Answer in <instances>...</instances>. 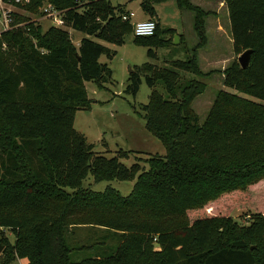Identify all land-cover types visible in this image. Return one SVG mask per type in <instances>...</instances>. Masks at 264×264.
<instances>
[{"label":"trees","instance_id":"16d2710c","mask_svg":"<svg viewBox=\"0 0 264 264\" xmlns=\"http://www.w3.org/2000/svg\"><path fill=\"white\" fill-rule=\"evenodd\" d=\"M167 1L141 0L142 12L155 23L149 37L134 36L130 14L110 0L15 5L31 13L49 5L66 29L84 37L76 47L62 28H14L26 23L15 13L12 30L0 33V264H264L263 214L251 215L246 224L226 216L189 217L264 180V106L219 91L202 124L192 108L206 89L202 79L213 72L203 73L198 63L209 12L190 0H172L193 14L196 44L169 68L135 67L124 90L135 98L144 79L150 95L140 116L164 156L147 158L145 169L138 162L126 167L120 159L132 153L100 156L73 129L76 112L90 108L85 83L104 90L112 82V71L99 59L112 60L115 52L94 40L122 46L133 35L132 42L155 59L152 48L168 47L165 36L176 34L161 29L156 16L155 5ZM222 1L234 54L251 51L245 69L234 60L221 71L223 86L264 101V0ZM88 176L94 183L134 185L125 197L111 187L94 192L83 187ZM85 226L116 235L111 254L96 248L95 257L71 259L68 232Z\"/></svg>","mask_w":264,"mask_h":264},{"label":"rangeland","instance_id":"374dc122","mask_svg":"<svg viewBox=\"0 0 264 264\" xmlns=\"http://www.w3.org/2000/svg\"><path fill=\"white\" fill-rule=\"evenodd\" d=\"M110 1L112 5H119L126 13L132 14L130 21L133 24L141 21H153L149 20V17L142 12L140 7L141 0ZM190 1L192 4L204 9L205 12L210 13L204 19L207 42L198 51V63L203 73L213 72L202 79L206 89L192 103V108L199 117V123L202 124L204 122L219 91L235 94L264 106V101L262 100L223 86L221 71L232 61H237L240 56L234 54L232 42L230 43V24L223 1ZM49 9L53 8L44 4L37 10V13H31L12 7L11 11L13 13L21 15L26 20L25 24L21 23L14 28L37 25L41 27L42 32L46 31L53 24L52 19L48 18V14L45 13ZM155 12L161 22V29H172L176 34L165 36V39L171 42L168 47L152 48L156 54V58L153 60L147 57V47L136 45L132 42L133 35L132 37L128 36L122 46H115L93 39L95 42L115 52L112 60H107L105 56L99 59L100 63H106L112 71V82L104 85V90L98 89L91 82L85 83L86 94L91 101L90 108L78 110L74 117L73 129L83 135L88 144L94 145L95 153L108 159L117 156L119 151L132 153L127 159H120V163L126 167L138 162L145 169L147 166L144 161L147 158L154 155H165V150L160 142L146 132L144 120L140 116V108L148 103L150 95V90L147 88L144 79L141 78L142 84L135 98L124 93L131 72L135 67H140L145 63L159 68H169L168 63L170 61L176 59L184 60L186 58V49H192L197 42L193 31L194 16L192 13L179 10L172 0L155 5ZM1 22L2 18L0 15V33L3 29ZM61 28L68 31L72 44L77 47L84 35L65 27ZM178 36H182L183 44L179 43ZM208 60L211 61L210 64ZM155 90L165 96L161 85H156ZM133 185L134 181L117 180L94 183L91 176H88L83 182L84 189L103 192L105 188L111 187L124 197L131 192ZM257 213L264 215V180L248 187L247 191L242 195L233 193L208 203L197 213L189 212V217L193 221L195 218L203 216H226L237 220L240 224H246L249 221V217ZM2 234L7 236L10 242H13L14 238L10 232L5 231ZM67 242L73 249L71 256L73 261L95 257L96 248L103 249L107 251V254H111L108 250L110 248L113 250L117 246L116 235L113 232L103 228L86 226L69 230ZM83 246H92V248L88 250L80 249ZM12 264H27V261L16 259Z\"/></svg>","mask_w":264,"mask_h":264},{"label":"built area","instance_id":"2783aa9c","mask_svg":"<svg viewBox=\"0 0 264 264\" xmlns=\"http://www.w3.org/2000/svg\"><path fill=\"white\" fill-rule=\"evenodd\" d=\"M29 0H0V15L2 18L1 27H3L2 32L12 29L10 27L11 19L10 15L13 13L11 11L12 7L16 8L15 5H26ZM49 11V12H48ZM45 11L48 14V18L52 19V27L61 28L64 27V22L61 19L60 13L54 9H49ZM132 16V14L130 15ZM125 19V18H123ZM21 27V26H20ZM133 35L136 37H149L154 34L155 23L153 21H141L133 25Z\"/></svg>","mask_w":264,"mask_h":264},{"label":"water","instance_id":"95a60500","mask_svg":"<svg viewBox=\"0 0 264 264\" xmlns=\"http://www.w3.org/2000/svg\"><path fill=\"white\" fill-rule=\"evenodd\" d=\"M175 38H177V37L175 36ZM250 54H251V51L247 50V51L243 52L242 54H240V56L238 57L237 62L239 64V66L241 67V69H245L248 66ZM3 249H4V247L0 244V255L3 251Z\"/></svg>","mask_w":264,"mask_h":264},{"label":"crops","instance_id":"0c3cea01","mask_svg":"<svg viewBox=\"0 0 264 264\" xmlns=\"http://www.w3.org/2000/svg\"><path fill=\"white\" fill-rule=\"evenodd\" d=\"M196 5V4H195ZM196 6H198V5H196ZM159 19V18H158ZM159 23L161 24V22L159 21ZM133 24V23H132ZM135 24V23H134ZM133 24V25H134ZM224 31V30H223ZM218 32H219V30H218ZM222 34V33H221ZM182 37V36H181ZM179 39V38H178ZM232 42V40H230V43ZM211 61H212V59H211ZM211 61L210 60H208V62H209V64L211 63ZM204 63H206V62H204ZM214 63V62H213ZM205 66H207L206 64H204Z\"/></svg>","mask_w":264,"mask_h":264}]
</instances>
